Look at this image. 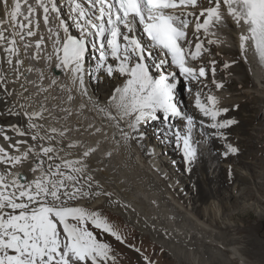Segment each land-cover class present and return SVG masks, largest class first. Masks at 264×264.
I'll list each match as a JSON object with an SVG mask.
<instances>
[{
    "label": "snow or ice",
    "instance_id": "obj_1",
    "mask_svg": "<svg viewBox=\"0 0 264 264\" xmlns=\"http://www.w3.org/2000/svg\"><path fill=\"white\" fill-rule=\"evenodd\" d=\"M23 3L27 6V14L21 12V0H11V5L9 0H0L5 14V18L0 20V41L7 42L4 51L8 55L9 65L13 64L12 57H18L19 54L15 38L24 41L26 36L36 35L31 26L39 28L37 10H42L45 27L49 26L50 17L58 22L57 31L48 27V39L52 42L53 52L46 59L55 57V66L69 76L71 84L82 96H88L85 64L89 37H95L99 50L95 72L99 74L103 70L108 77H113L116 73L126 77L122 86L114 89L104 106L95 105L97 110L109 121H115L117 127L121 122L125 123L131 132H138L143 121L156 120L158 113H163L165 122L169 117L180 118L184 121V130L172 131L169 127L165 135L174 136L176 146L182 151L188 165L196 158V149L191 143L195 124L193 116L183 113L175 102V69H179L180 76L188 81L205 77V67L201 66L197 70L188 65V60H196L203 51H207L202 42L195 44V50L191 49V41L187 40V29L191 22L189 18L196 21L195 33L203 30L207 36L212 27L226 26L223 11L226 9L227 16L237 27L243 26L246 29L247 34L242 32L239 36L241 55L245 54L247 42L251 41L258 64L264 68V0H207V8L201 7V0H67L70 18L79 30V38L69 34V25L61 18L57 0H35L34 4L23 0ZM197 8H200L199 15L194 12ZM18 16H23V21L27 23L18 21ZM5 25L11 28L12 39L5 36ZM141 30L146 40L138 35ZM43 42L44 37L41 35L35 44L37 50ZM208 43L215 41L208 40ZM185 44L189 47L186 48ZM23 46L27 49L30 44L25 43ZM109 56L116 61L115 66L108 63ZM245 61L247 62L246 57ZM22 63L19 58L15 60L17 67L13 71L17 72V79ZM212 63L214 65L215 62ZM227 67L229 65L225 64V68ZM28 71L32 69L29 68ZM212 71L214 75V67ZM97 79H100L99 75ZM0 82L7 83L3 75H0ZM56 83L55 79L51 81V85ZM222 86L216 84L217 88ZM68 91L71 93L72 89L68 88ZM4 95L11 96L12 93L5 89ZM72 99L69 94L68 100ZM218 104L219 101L214 96H208L207 103H204L201 93L195 94V107L211 120L206 126L216 129V135L224 139L220 130L237 121L218 120V117L228 111L227 108L218 107ZM19 108L27 118L29 131L25 132L17 125L0 127V136L9 142V148H15L19 152V146L27 141L16 140L12 144L7 131L21 137L31 135L33 141L53 139L51 135H41L43 125L34 123L35 119L43 118L42 113L47 110L43 105L40 111L33 112H28L24 104H20ZM62 111L71 115L67 109ZM7 112L9 115H20V112L15 111V106L8 108ZM47 131L64 137L69 129L61 131L50 128ZM121 135L125 140L131 138L130 132L123 129ZM139 138L143 139L142 133ZM68 147L75 148L77 143H69ZM227 149L225 155L236 154L238 151L231 145H227ZM40 151L49 160L54 159L49 155L54 152L53 148L41 147ZM95 151V148H85L81 157L75 160L57 156L55 159H60L61 163L49 164L47 173L42 168V161L41 165L31 169L33 173L39 171L41 175L30 182L21 183L17 178L19 172L11 173L6 170L0 173V264H108L109 261L116 264L115 257L111 255V246L98 240L86 225L90 223L95 229L108 233L123 243L119 232L99 213L67 207L61 203L65 197L77 199L90 195L88 191L75 186L80 181L74 174L85 172V158ZM29 154L39 155L34 153V146L19 155H10L5 147L0 146V164L15 167L27 160ZM62 169L69 171L66 173ZM86 179L91 181L92 178L88 176ZM93 194L110 195L101 192ZM70 220L76 223H70ZM57 222L62 226V233L58 230Z\"/></svg>",
    "mask_w": 264,
    "mask_h": 264
},
{
    "label": "bare ground",
    "instance_id": "obj_2",
    "mask_svg": "<svg viewBox=\"0 0 264 264\" xmlns=\"http://www.w3.org/2000/svg\"><path fill=\"white\" fill-rule=\"evenodd\" d=\"M62 1L64 2V5L58 3V6L61 5V7L67 10L68 13L64 14L65 12H61L62 19H64L66 24L69 25V30L76 31L77 28H75L73 21L70 18L69 5L67 3V0ZM29 3L34 4L35 0H30ZM9 5H11V0H9ZM204 5H206L205 7L209 6L208 3ZM25 8L27 9V6ZM223 11L224 15H226V9H223ZM4 18V9L3 6L0 5V20H3ZM36 18L39 20V28L36 29L35 25L31 26L33 30L36 31L35 36H26L24 41H20L18 37L15 38L16 47L19 48V54L18 57H12V65H9L7 63L8 55L4 51V48L6 47L4 45V42L6 41H0V52L3 55V58L0 61V75H3L5 77V80L10 83V87L7 89L4 86L5 83L0 82V94L2 96L0 102V113H2L0 114V127L7 128L10 125H17L20 127L23 125L25 116L19 108L20 104H24L25 109H27L28 112L40 111L41 105H43V107L47 109L42 113V119L44 121L43 125L45 127L43 128L45 129L44 132H46L50 128H56L61 131L65 128L69 129V131L65 133L64 137H60L56 133L47 131L46 134L49 133L48 135L53 136V139H51L50 141L55 140V142H52L54 143V145L52 144V148L54 149L52 156L54 157V159L50 160L49 164H60L61 160L55 159V157L57 156L62 157L65 160H75L81 157L82 152L85 150V148L96 149L95 152H92L87 158H85V163L90 166V170L93 171V173L84 172L83 174H78V177L80 179L87 180L86 177L88 176L92 178L91 181L87 180L91 187H89V184L85 187H82L84 191H88L90 193L89 196H86L84 198L88 200V198L92 196V198L89 201H86V203H94L92 205L94 209H100V206L102 204L100 196L102 195L97 197L93 193H109L110 195H105L106 200L103 199V203L107 201L113 203L115 202V200L119 199L121 200V205L117 206L114 204H108L110 209L102 214L103 216L107 218L109 217V213V215H115V213L118 212L127 220H133L135 222L134 224L138 225L139 228H148V230L152 228L153 225L149 223V220L154 219V221L156 222L153 223L157 226L155 227V232L151 233V236L156 238L155 240H157L158 243L164 241L158 239L159 235H161V237H164L162 235L167 236L164 238L168 241H175V243L169 244L172 251L174 250L172 245L175 246V249L185 246H194V251L190 250L187 252L189 254L188 257H191L193 264H199L200 259L202 260L203 264H210L209 259L211 258L206 257L202 254V249L205 248V250H208V247H210L209 249L211 251V256H214L213 259H217L220 264L227 263V259L230 264H235L234 259L236 257H239V260L242 261L240 264H245V261L240 258L242 255H244V251L240 248H236L235 246L228 247L229 245L227 241H230L231 245H234L236 243L235 238L227 239L223 236V234H220L221 232L213 229L207 221H204V219H202L207 215L209 216L210 214H213V212H211L210 210H206L204 211V214H200L201 211H198L197 209V215L195 213L193 214L192 212L188 211L187 208L184 207V209L182 207V204H180V201L178 200L180 197V192L178 191V194H176L177 188L172 187L171 190L170 187V192L164 190L166 186H169L166 182L169 183L168 179H170V175L172 174V171L169 170L167 179L165 178L166 176H162V173L164 174L161 169L162 165L166 166L164 163L167 162H165L163 159L157 160V157L163 155L164 151L162 150L161 154L158 155L157 149L147 147L144 141L139 138L140 133L143 134V140L148 139L147 137L150 136V140L153 138H158L160 143L165 142V145H167L165 160L166 156L171 155V158L174 159H176V156L179 157V161L176 162V164H178L179 166L185 161L182 151L178 149L174 144V136L165 135L167 128L163 126L160 115L158 114L160 123H157V119L143 121V124L139 125L138 132H131L127 128V125L123 122H121L120 126L117 127L115 121H109L103 113L97 110V107L95 105L104 106L114 89L116 87L122 86V83L126 79V77H121L118 73H116L113 77H108L106 73L104 76H101L100 73L103 70H101L99 74L95 72L97 61L86 60L85 86L88 91V96H82L71 84L69 76L60 68H57L55 66V57H53L51 60L46 59V57L52 53V42L48 39V27H51L54 31H57L58 22L50 17L49 26L45 27L42 18V10H37ZM18 21L27 23L26 21H23V16L18 17ZM224 22L226 26L217 25L215 27H212L209 32L212 34V38L215 37L217 39L218 44H223V47L219 46L218 52H216L215 49L213 51L215 59H219L217 55L221 57V60L219 59V65L223 71V75L230 74L229 68L232 65L238 63V66L234 69L236 71L235 74L239 76V79H236L237 86L246 87L252 85L257 86L258 84L264 85V74L261 69L256 66L254 58L249 53V51L247 50L242 56L240 51L236 49L237 47L235 48V36L231 31V26L233 25L234 30H236V24L230 19H224ZM4 27L7 28L5 36L8 39H12L11 28L8 25H5ZM60 34L61 36H63L62 33ZM41 35H43L44 37V42L41 44L40 49L37 50L35 44L36 41L40 39ZM203 35L204 33L200 34L198 41H195V43L192 44L194 50L195 44L204 40L202 37ZM240 35L241 33L238 34V37ZM25 43L30 44V47L25 49L23 46ZM203 47L207 49V51L202 52L203 54L209 51L212 52L211 45L210 50L204 45V43ZM34 56L36 57L35 59L33 58ZM110 57L111 56L108 57V63L115 66V61ZM245 57L247 58V62L245 61ZM17 58H19L23 62L22 65L19 66L18 79L17 72L13 71V68L17 67L15 65V60ZM198 62L199 60L189 59V63L193 67L196 66ZM225 64H228L229 67L225 68ZM29 68H31L32 71H28ZM97 75H99L100 79H97ZM26 79L28 81H26ZM53 79L57 81L55 85H51V81ZM231 80L233 87L236 85L235 79ZM61 85H64L66 87L62 88ZM202 86L204 89H207L206 86L200 85V87ZM68 88L72 89L71 93H69ZM5 89L7 90V92L12 93V95L5 96ZM256 92V90H252L251 92L243 90L237 94V97L234 93L232 95H226L222 93L224 99L221 100V108H227L228 111L226 113H223L218 120L234 119L235 121H237V123H235L234 125L220 130L224 134V139H221L216 135V129L206 126L211 123V121L206 122L208 118L203 119L202 121H200V119H194L195 126L193 127L191 133V143L196 149V158L191 163L192 166H194V173L196 172V170H200L202 171V173H204L207 165L206 162H208V159L213 155L209 154L211 151L209 153L205 151V146L209 148L210 146H214L221 147V149H227V145H231L238 150H241L240 146L238 145V143H241V136L244 133L247 134L250 131V126L247 122L249 120L245 119L246 121L242 122L243 115L241 114V111L245 109V111H251L257 114L258 107L251 105L248 97H255L257 99L259 98L264 102V94H258ZM69 94H71L73 97L71 101L68 100ZM183 105L185 106L186 102H183ZM13 106H15V111L20 112V115L8 114V108ZM217 106L220 107V105ZM62 109L69 110L71 112V115H68V113L62 111ZM249 117L250 121L255 120L252 117V114H250ZM37 124L41 125L40 123ZM90 125L91 127H89ZM177 127L179 130L183 131L184 123H177ZM207 128L210 129L209 132H207ZM247 128L249 131L247 130ZM97 129H99V131H97ZM121 129H123V131L125 132H130L131 138L125 140L121 135ZM197 129L199 130L197 131ZM26 131L28 130L25 129V132ZM212 131H214L215 134H213ZM233 134H237V137H235V139L228 142L222 141L227 138L234 137ZM72 142H76L77 147L69 148L68 145ZM41 143L42 141L40 142V144ZM41 145L43 146V144ZM45 147L47 146L45 145ZM158 147H163V145H159ZM108 153H111V155H108ZM237 153L238 151L236 152V154ZM196 160L199 161V166L196 165ZM251 166L254 168L255 164H252ZM190 170L192 171V168H190ZM27 171L28 169L24 165H18L11 173H25L28 177L25 182H30L41 175L39 171L35 173H33L32 171L29 173ZM53 171H55V168H53ZM62 171L68 172L69 170L62 169ZM255 172L256 171L253 169L252 174H254ZM45 173H47V171H45ZM10 179L11 178H9V180ZM210 179L211 178H202L201 181L207 185ZM246 180L247 176H242L243 183H245ZM221 183H219L220 186ZM174 191L176 193H174ZM220 192L221 191L219 190L212 191L211 189H209L207 192H204L200 195V199L204 200L208 198L210 194H213L214 196L218 195L217 193ZM84 198L78 197V199ZM65 199L69 200L65 197L62 199V201ZM126 203H129L128 208H130L131 210H128L132 213H130L129 211H125V209L123 208V206L127 207L125 206ZM139 206H141V208H138ZM69 222L76 223L75 221L71 220ZM58 230L61 233L63 232L62 226H59V224ZM94 235L98 240L103 242H107L108 238H111L110 234L106 236L105 232H101L100 230H97ZM177 244L179 245L177 246ZM182 244L185 246H183ZM224 246L226 248L223 250L222 247ZM224 251H229V253L232 254L230 258H224ZM211 262H213L212 259Z\"/></svg>",
    "mask_w": 264,
    "mask_h": 264
},
{
    "label": "rangeland",
    "instance_id": "obj_3",
    "mask_svg": "<svg viewBox=\"0 0 264 264\" xmlns=\"http://www.w3.org/2000/svg\"><path fill=\"white\" fill-rule=\"evenodd\" d=\"M231 29L234 30L233 25L231 26ZM192 41L193 43H195V41L198 40H192ZM4 45L7 47V42H4ZM214 47L215 49L217 48L216 46ZM52 52H53V48H52ZM217 52H218V48H217ZM203 55L215 57V55L211 51L205 52ZM217 57L221 60V57H219L218 55ZM219 59L217 60V64H216L217 66L216 70H218L217 73L219 72L220 77L221 78L224 77V80H227V78H225L226 75L233 80L235 79V83H236V85L233 87L231 83V87H229L227 91H224L222 93L226 95H232L234 93L236 94L237 97V94L243 90H246L248 92H251L252 90L253 91L256 90L257 91L256 93L264 94L263 84H258L257 86L255 85L246 86V87L237 86L236 79H239V76L235 74L236 71L234 69L238 66V63L232 65L229 68L230 74L223 75V71L219 65L220 62ZM100 74L101 76H104L105 72L102 71ZM4 86L8 89L10 87V83H8L7 81V83H5ZM248 98L249 101L251 102V105L258 107V110H257V114L251 111H245V109L241 111V114L243 115L242 122L249 120L247 122L250 126V127L248 126L250 131L247 128L249 132L247 134L244 133L241 136V143H238L241 150H238L237 154L229 153L228 155H225L228 149H221V147H214V146H210V148H212L210 149L209 147L205 146L206 147L205 151L207 153L211 151L209 154H213V155L208 159L209 161L206 162L208 166L206 165V170L204 171V173H202V171L200 170H196V172L194 173L195 171L194 166L190 164L191 166L189 165L190 166L189 167L188 164H186L185 162H184L185 165L184 163H182L179 166L178 164H176V162L179 161V157L177 156L176 159L171 158V155L166 156V160H165L167 145H165V142L160 143L158 138L157 139L153 138L150 140V136H149L147 137L148 139L146 140L142 139V141H144L147 147L157 149L158 155L161 154L162 150L164 151L163 155L157 157V160L163 159L165 162H167L164 163L166 166L162 165L161 169L162 172H164V174L162 173V176L165 175L166 177L165 176L164 177L167 179L168 171L169 170L172 171V174L170 175V179H168L169 183L166 182L167 185L169 186H166L164 190L170 192L172 190V187L177 188L176 190L177 193L175 191L174 193L178 194V191L180 192V197L178 199L180 201V204H182L183 208L184 207L187 208V210L192 212L193 214L195 213L197 215L196 212L197 209L198 211H201L200 214H204V211L206 210H210L211 212H213V214H210L209 216L207 215L205 216V218L202 219H204V221H207L212 226L213 229L221 232L220 234L221 235L223 234V236L226 237L227 239L235 238L236 243L234 245H231V242L227 241L229 245L228 247L235 246L236 248L242 249L244 251V255H242L240 258L245 261V264H264V102L261 101L259 98L257 99L255 97H248ZM250 114H252V117L255 120L250 121V117H249ZM24 118L25 121L23 122V125L20 127L25 131V129L28 130L27 127L28 121L26 117ZM38 120L42 122H39ZM34 122L36 124L37 123H40L41 125L44 124V121L41 118L35 119ZM141 124H143V122ZM43 128H45L44 125ZM43 128L42 130L40 129L41 135H45L47 133V131L44 132L45 129ZM198 130L199 129H197V131ZM209 131L210 129L207 128V132ZM11 133L13 132L11 131L6 132L7 135L9 134V136ZM212 133L215 134L214 131H212ZM233 135L234 137L227 138L222 141L228 142L230 140L235 139V137H237V134L236 135L233 134ZM0 139L4 144L9 145V142L5 141L3 137H0ZM18 140H24L27 141V143L21 144L19 146V152H17L15 148H11L13 153H9L10 155H19L21 154L20 152L22 150H27L29 147L32 146H34V153H39L38 156L35 154H29L28 159L23 161L19 165H24L28 169L27 172L30 173L32 168L37 167V165H41V162L43 161L42 168L44 169V171H47L50 160L40 151V149L41 147H45V145L47 147L52 148V146L54 145V143L52 142H55V140L50 141L45 139L41 143L43 144V146L40 144L41 140L37 139L35 142L31 139V135L18 137ZM11 143L13 144V142ZM38 143H39V147H38ZM174 144L176 145L175 142ZM159 145H163V147L159 148L158 147ZM49 155H52V153H50ZM199 164H200L199 161L196 160V165L199 166ZM252 164H255L254 168L251 166ZM15 167H13L12 165L0 164V173H4L6 170L8 172H12ZM190 168H192V171L189 170ZM253 169L256 171L254 174H252ZM85 173H93V171L90 170L89 165H87V168L85 169ZM242 176H247V180L245 181V183H243L242 181ZM202 178H206V179L211 178V179L210 181H208L209 183L206 185L204 182L201 181ZM79 181L80 182L75 186H78L80 188L85 187L86 185L89 184V182L85 179L79 178ZM219 183H221V186ZM170 187L171 190L169 189ZM209 189H211L212 191L219 190L221 192L217 193L218 195H214V196L213 194H210L208 198L201 200L200 195L204 192H207ZM7 191H11V189H7ZM81 197L84 198L85 196H81ZM100 197L102 203L100 209H94V207L92 206L94 203H86V201H89L92 198V196L89 197L88 200L86 198L84 199L77 198V199H69V200L65 199L61 201V203L64 204L66 203L65 206L68 207L83 208L87 212H97V213L99 212L100 215L104 214L110 209L108 204H114L117 206L121 205L120 204L121 200L119 199L117 200H119L120 202L115 200V202L113 203H110L109 201L103 203V199L106 200L105 199L106 196L102 195ZM234 202L236 205L234 204ZM125 206H127V207L123 206L125 211L131 210L130 208H128L129 203H126ZM138 208H141V206H139ZM129 212L132 213L131 211ZM109 214H108L109 217L107 218L103 215L102 217L105 218L106 220L108 219L107 222L111 226L113 225L112 227L119 232V234L123 237L124 240V242L121 243L111 236V238L110 237L108 238L109 242L108 241L104 242L111 246L112 248L111 255L115 257L116 264H149V262H152V264H193L191 257H188L189 254L187 252L190 250L194 251L195 250L194 246L188 247L182 244L185 247H179L178 249L177 248L175 249V246L172 245L174 248V250L172 251L169 244L175 243V241H168L164 238L167 236L162 235L164 237H161V235H159L158 239L164 241L158 243V241L155 240L156 238L151 236V233L155 232L156 229L155 227L157 226L156 224H154L156 222L154 221V219H150L148 217L150 219L149 223L153 224L152 228L148 230V228H142V227H141L142 229L139 228L138 225L134 224L135 222L133 220L131 221L130 219L127 220L123 215L119 214L118 212L115 213L116 216L114 214L111 215ZM115 225L118 227H116ZM86 226L88 227L89 231L93 232V234L98 230L95 229L90 223H88ZM105 235L107 236L109 234L105 233ZM178 245L179 244H177V246ZM209 248L210 247H208V250L207 249L205 250V248H203L202 254L212 259L213 262H211V259H209L210 264H220L217 259L215 260L213 259L214 256H211V251ZM225 248H226L225 246L222 247L223 250ZM137 249L139 251H137ZM231 255L232 254H230L229 251H224L225 259L230 258ZM145 257H147V260H145ZM234 261L235 264H240L242 262L241 260H239V257H236ZM108 264H112V261H109ZM199 264H203L201 259L199 260ZM222 264H230V262L227 259V263H222Z\"/></svg>",
    "mask_w": 264,
    "mask_h": 264
},
{
    "label": "water",
    "instance_id": "obj_4",
    "mask_svg": "<svg viewBox=\"0 0 264 264\" xmlns=\"http://www.w3.org/2000/svg\"><path fill=\"white\" fill-rule=\"evenodd\" d=\"M20 178H21L22 180H25V179H26V176L23 175V174H21V175H20Z\"/></svg>",
    "mask_w": 264,
    "mask_h": 264
}]
</instances>
